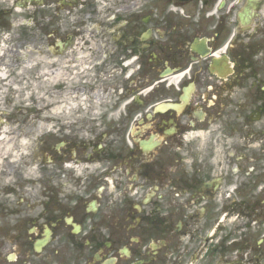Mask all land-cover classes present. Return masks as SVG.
<instances>
[{
    "label": "flooded vegetation",
    "instance_id": "af4514ba",
    "mask_svg": "<svg viewBox=\"0 0 264 264\" xmlns=\"http://www.w3.org/2000/svg\"><path fill=\"white\" fill-rule=\"evenodd\" d=\"M35 67L45 106L12 107ZM260 236L264 0H0V264H263Z\"/></svg>",
    "mask_w": 264,
    "mask_h": 264
},
{
    "label": "rangeland",
    "instance_id": "374dc122",
    "mask_svg": "<svg viewBox=\"0 0 264 264\" xmlns=\"http://www.w3.org/2000/svg\"><path fill=\"white\" fill-rule=\"evenodd\" d=\"M38 68H34L35 75H40V78L35 76L34 83L31 84L30 87L26 88L24 84L21 86V82H19L18 86V92L19 94L15 95L12 98V107H15L16 109L24 108V109H30L31 111H42V108L45 106L46 98L44 96L45 92V83L41 80L42 74L41 71H37ZM40 80V81H38ZM40 119H43V116H40ZM40 124V129L42 128L43 121L38 122ZM39 133H38V132ZM35 138L29 137L27 139V143L24 144V140L19 141V157L20 159H24V156L31 155V149L32 147H35L37 143L39 144L42 139V131L35 130ZM26 141V140H25ZM38 159L34 160L33 166H25L23 168V172L19 173V176L17 178L18 186H19V193H25L27 192L28 195L32 194H38L42 189V182H43V168H42V155L39 152L38 155H36ZM30 162H32V158L29 157L28 159ZM35 167V168H34ZM25 192H24V191ZM22 203V201L20 202ZM263 236H260L257 238V240L253 244H257L261 249H264V243L259 241V238H262ZM262 243V244H261ZM26 250H23V253H21V257L17 262H7L6 264H26ZM25 258V260H24Z\"/></svg>",
    "mask_w": 264,
    "mask_h": 264
},
{
    "label": "water",
    "instance_id": "95a60500",
    "mask_svg": "<svg viewBox=\"0 0 264 264\" xmlns=\"http://www.w3.org/2000/svg\"><path fill=\"white\" fill-rule=\"evenodd\" d=\"M48 239L39 241L36 245L38 249H41L42 246H44L47 243Z\"/></svg>",
    "mask_w": 264,
    "mask_h": 264
},
{
    "label": "bare ground",
    "instance_id": "6f19581e",
    "mask_svg": "<svg viewBox=\"0 0 264 264\" xmlns=\"http://www.w3.org/2000/svg\"><path fill=\"white\" fill-rule=\"evenodd\" d=\"M24 144H26V142H24Z\"/></svg>",
    "mask_w": 264,
    "mask_h": 264
}]
</instances>
